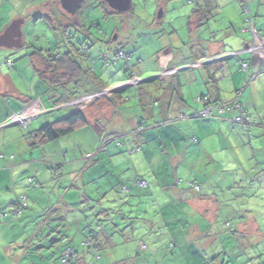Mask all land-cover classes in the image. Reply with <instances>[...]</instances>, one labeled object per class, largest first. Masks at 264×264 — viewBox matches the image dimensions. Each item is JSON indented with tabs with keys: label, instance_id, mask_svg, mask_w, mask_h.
<instances>
[{
	"label": "rangeland",
	"instance_id": "374dc122",
	"mask_svg": "<svg viewBox=\"0 0 264 264\" xmlns=\"http://www.w3.org/2000/svg\"><path fill=\"white\" fill-rule=\"evenodd\" d=\"M189 2L188 0H131V8L128 12L116 13L109 16L108 19H103L104 13L97 7L96 0H84L74 16L62 11L58 0H0V34L11 22L23 20L21 25L23 47L13 50L2 49L0 50V56L4 53L7 54L10 62H15L16 65L23 62L25 64L27 61L30 62L28 56L32 53H41L44 56L48 55L47 53L51 55L64 53L67 50V39H69L73 44H82L87 50V56L95 58V62L92 64L80 58L82 67H90L93 72L95 71V74L102 77L104 81H108L111 75L113 79H123L125 77L123 75L124 70L118 71V68L123 63L116 61L114 64L104 67V63L100 59L101 55L105 54L110 60H115L117 59L115 54L118 50L124 49L131 57L129 66L135 65V67H138L137 70L135 67L131 68L134 72V75L128 79L131 84V91L124 93V99H127V101L124 104L126 109L123 110L127 111L126 114H129V119L139 112L137 106L138 98L135 96L136 89L141 88L142 91H149L148 89L152 87L153 89L150 90L153 91L149 92H155L151 95L158 99L157 103L163 104L162 101L164 100L161 99L163 94L154 90V86L172 84L174 79L172 75L174 74L180 80H184L189 74L191 76V72L196 75L193 84H184L185 81L181 83L187 98L185 101L189 103L187 105L193 108V105L197 104V107H201L200 102L195 103L194 100L199 95L198 85L201 87L200 83H203L202 81L205 83L211 81L209 77H206L208 71L204 69L205 67H208L210 73H216L217 82H219L221 90H223L220 94L224 99H227H221L220 101L227 104L239 101L242 108L245 109L243 104L244 96H249L250 91L249 88L244 90V84L249 78L244 77L245 79H242V81L241 78L239 80L235 78L233 82L229 78V74L234 77L246 75L247 70L244 71L242 69V63H244L242 56L224 62L228 64L225 72L224 68L223 72L212 71L215 69L213 62H207L209 65L202 63H206L209 59L201 60L199 64H196L198 68L202 67L201 69H189L188 67L184 71L182 69L183 66H180L183 61L190 59L188 58L190 55L195 58L202 57L201 54L196 55L198 52L205 55L202 50L198 49V46L194 47L193 45L200 39L202 42L200 44L201 48L204 49L212 39L223 38L225 33H239L242 27L248 26L247 16L241 7L240 0H208L206 11H200L202 16L207 18L204 19L207 22L199 30L192 25V11L195 5ZM245 4L250 7L251 14L255 20L254 25L262 35L264 31V0H245ZM107 41H112L111 45H107ZM168 57L170 60H174L170 66H177L176 71L173 67L165 66L164 68L160 64V61L162 62ZM224 63L217 64L216 67L219 68ZM3 66L0 73L9 74L13 78V84H18V88L20 86L27 97H30L31 93L33 95L36 94L30 66L24 67L22 74L17 72L16 69L18 68L13 69L7 68L6 65ZM138 69L141 74H138ZM15 72L19 75H16ZM222 74L225 77L223 79ZM259 76H264V72L257 77ZM38 84L44 90L42 83ZM45 88L47 89V87ZM175 89L178 88L175 87ZM207 90L204 87V93ZM81 91H84L82 86L80 87ZM174 92L175 90L173 89V94ZM242 93H244V96L239 97ZM10 95L11 101L15 102L16 99ZM43 95L46 97L43 96L41 101L46 110L48 109L46 114L48 112L52 113L53 110L56 112L52 115H45L44 120L50 119L49 122L51 123L64 116V111L58 114V110H55L52 102L49 101L50 93ZM231 97L233 98L230 99ZM258 97L260 98L259 103L264 107V96L259 95ZM104 98L93 100L91 96L86 98L78 97L76 100L71 101L70 104L63 103L56 108H66L73 104L84 111L90 109L97 113V109H93L95 107L94 103L98 100H104ZM150 107L152 110L159 111L160 105H151ZM236 111L233 112L230 122L238 115ZM182 113L184 114L185 112ZM91 115L88 117L90 120L89 125L66 137L68 139H60L45 144L42 146L44 149L35 147L36 157L33 156L34 158L29 155L33 148L29 146V141L25 142L26 153L23 156L25 161L29 160L26 163V168H29L28 165L32 169L39 168V174L36 175L35 170L33 177L36 178L28 182V179L22 177V172H26L28 169L24 168L21 172V168L18 171L17 178L20 179L22 177L24 181L22 186L20 183H16L14 187L18 192H15V194L17 198L25 197L27 205L18 217L13 218L11 213L13 208H9L10 206L6 207L8 204L0 206L7 214V218H4L0 212V264H64L62 263L63 260H60V255H62L63 250H66V246L68 247L69 245L73 249L77 248L81 251L80 244L84 240L83 235L88 236L90 234L86 230L84 231V227L88 225L93 230L98 225L94 220H101V215H98L99 209H112L110 207H114L116 204L100 202L96 208L90 210L94 201L102 200L105 193L111 189L107 198L109 196L110 199H113V197H116V199L125 198L126 194L121 192L120 185L127 182L130 187V183L134 179L131 177L133 169L135 175L141 176L149 184L157 181L156 177L148 173V162L150 160H147L146 154L147 152L153 153L156 150L157 153L169 156L171 152L164 149L163 146H159V143L155 142L156 140L150 141L149 138H147L148 144L136 143L139 139L138 137L132 134L127 136L132 129L128 125L123 129L125 134H121L125 137L113 141L112 144L103 149V152L97 153L101 140H104V137L107 136L113 126L110 125L107 128L104 122H99L98 127L101 132L98 137L93 126L95 120L91 119ZM174 118L178 121L180 120L179 116L174 117L172 114L167 118L170 123L165 125L176 128ZM161 120V118L155 119L159 123H162ZM14 121L6 125L5 128L20 127L17 121ZM197 121L191 119L189 123ZM152 122L154 121H150V123ZM44 124L46 125V122ZM261 126H263L262 129L250 126L247 131L241 123L232 122V129L226 128V137L230 145L236 148L227 152L228 156L226 153L220 152H218L219 155L217 153L214 154L213 160L217 161L215 164L217 171L214 172V169L210 168L208 170L209 174L204 173V175L202 170L205 167H199L196 173L193 174L183 173L181 169L178 171L180 180L184 182L185 179L190 181L196 179L199 181L201 191L197 192L198 196L208 198L209 200L207 201L211 207L213 206V201L217 204V208L213 212L210 210L209 214H207V216L216 215L212 222L209 221L210 219L198 214L197 216L194 214L190 216L193 209H181L183 204L180 203L185 202H178L176 206L172 204V206H169L168 203H164L163 195L156 187L159 198L155 199L154 205L160 209L163 208V212L159 213V215L167 218L165 229H176L180 232L181 229L185 231V228H188L186 231H189L191 229L190 225L194 223L192 225L194 229L198 230L197 234L199 232L200 237L196 238V235L187 237L180 233V236L175 233H166L164 227L160 233H157L156 238H148V235L141 237V235L135 234L136 240L132 241V238H130V235L133 234L132 232H128L123 236L120 233L113 239L118 245L113 247V249L103 250L101 262L100 260H94L93 255L90 257V262H93V264H109L106 261H108L107 255L110 254L114 259L122 260L124 264H128L127 261L130 259L131 264H137L134 259H137L135 255L138 252L139 257L144 254H151L150 257L152 259H148L149 262L147 264H203L201 257L205 258L203 259L204 264H264V172L260 169L261 167L264 168V125L261 124ZM194 129H196L195 126ZM119 132L122 133V131ZM146 132L154 133L153 131ZM197 133L200 137V133ZM23 135L25 136L26 134ZM170 135L162 133L161 138L164 143L168 144L169 148H172L171 142L174 140ZM125 138L126 141L122 142ZM248 140H251V144L248 143ZM119 142L122 143L120 144ZM238 146L242 149H238ZM61 149L68 150L66 157L63 156V150L61 152ZM201 149L204 150V148ZM42 150L45 157L39 160ZM85 153L94 155L93 160L81 159L80 154ZM200 157L201 159L203 158L202 152ZM77 159H81V161L77 162ZM64 161H72V163L64 164ZM84 165L89 167L81 175L80 170ZM57 166H62V168L59 169ZM221 166L225 169H222ZM251 168L254 171H251L250 174ZM16 171H14L15 175H17ZM24 175L26 176L27 173ZM204 176L205 179L203 178ZM91 178L94 179L91 180ZM90 181L97 182L89 183ZM243 182L250 187L247 189H243V186L241 188H231L235 184ZM72 184H76L78 189L76 187L70 189ZM10 185L8 183L7 187ZM179 188L186 190L184 185ZM3 191L0 190V203L9 199V196H13V199L16 200L12 192ZM81 193H85L91 202H83L82 197H80L82 196ZM172 198L175 203L174 196ZM84 199H86L85 196ZM144 201L146 202V199ZM136 202L137 200L132 199V205L137 204ZM242 202H245V204L242 205ZM64 203H68V206L65 207ZM198 208L199 210H196L204 214V208L200 207V205H198ZM136 209H139L138 211L140 212L142 211L140 207L134 208V210ZM146 209L144 208V210ZM126 211L129 212L126 207L121 209L123 214ZM240 214L244 215V218L240 219ZM87 218L88 222H86ZM180 218H183L182 223L179 222ZM78 219H80L79 222H76ZM225 219L228 220L226 221ZM249 220H252L253 223L250 224ZM240 222L243 223L245 229L238 232L237 227ZM254 226L259 229L258 237L252 235L251 231L255 228ZM143 227L147 229V226ZM232 231H237L238 236H232L230 234ZM140 242L144 246H140ZM184 242L186 244L192 243L196 253H200L197 258L196 254L192 255L193 252L184 254L185 247L184 245L183 247L181 246ZM172 243H176L173 248L170 246ZM49 245L54 246L50 248ZM4 248L6 249L5 251L8 249L7 253L4 252ZM129 249L134 251L135 254L131 252V256H129ZM69 253L66 252V256H64L69 257L71 264H76L75 259L68 256Z\"/></svg>",
	"mask_w": 264,
	"mask_h": 264
},
{
	"label": "crops",
	"instance_id": "0c3cea01",
	"mask_svg": "<svg viewBox=\"0 0 264 264\" xmlns=\"http://www.w3.org/2000/svg\"><path fill=\"white\" fill-rule=\"evenodd\" d=\"M250 8V7H249ZM249 13L251 14V11H249ZM249 13L245 14L247 16V20H253L252 21V26L254 28V30H256V32L258 33L259 37L264 36V31L262 33V35L260 34V31H258L254 25V17L252 16V14L250 15ZM192 25L195 27V29L199 30L200 28H202L206 22H203L202 19V13L201 12H196V11H192ZM251 17L250 18H248ZM243 28L240 30L239 33L235 32L234 34L232 33H225L224 37H220L219 39H212L210 42L207 43V46H205L206 48H201L202 42L201 39L199 41H197L196 43H194V47L198 46V49H200V51L202 50L203 53L205 55H203L202 53L198 52L196 50V52H198L196 55L201 54L202 57H200L199 60H207L208 61L202 62L203 64H208L207 62H213V65L215 67L214 70L215 72H223V68H224V72L225 70H227V63H224L232 58L235 57H240L242 56L243 59L242 61L244 63H248L249 67L247 68L246 71V75H242L240 76H232L231 74H229V78L231 79V82H233L236 79H240L241 81L242 79L244 80L245 78H249L252 75H254V77L251 79V81L249 82V84L244 88L248 89L249 88V96H244L242 93V95H239V97L244 96V100H243V104L245 106V110L247 112V115L249 117V121L251 122V127H256L257 129L261 128L263 126H261V124L264 125V107H262L260 102V98L258 97L259 95H263L264 96V76H259L261 73L264 72V54L257 52L256 50H254L252 48V46L255 44L254 40H253V35L249 32H244ZM263 30V29H262ZM213 43V44H212ZM256 46V45H255ZM193 47V48H194ZM22 48V47H21ZM228 48V49H227ZM4 48H0V50H2ZM8 50V49H7ZM13 50V49H12ZM252 50V51H251ZM228 52V53H227ZM30 58V62H24L23 63H18L17 65L15 64V62H10L9 58L7 56V54L2 53L0 56V71L2 70V68L4 67L3 65H6L7 68H18L16 69L17 72L22 74V70L24 69V67L26 66H30V69L33 73V83L35 85H33L35 87L34 90H36V94L33 95L32 93L30 94V97H27L24 94V90L21 89V87L19 86L18 88V84L14 85V81L13 78L9 75V74H5V73H0V190L3 191H7L8 193H13L14 197H16L17 195L15 194V192L17 193L18 191L16 190V188L14 187L16 185V183H20L22 186L23 183V178L28 179V182L32 181L34 178L33 177V173L36 170V175H38L39 173V168L36 169H32L30 168L31 166L28 165L29 168H26L27 166V162L25 161V157L23 156L26 153V149L24 147L25 142H27L26 139V131L22 130L21 125L20 127H7L5 128V126L7 125L8 120L12 117V114H27V122L28 123V131L32 132L34 130H37L38 126H42L45 122H49L50 119H46L45 118V114H46V108L43 105V102L41 101L42 97L45 96L43 94H48L49 95V99L51 98H55L56 96H58V94H60L61 89H56V88H51V90H47L45 87H48L45 83H42L39 80L38 74L37 72L39 71H43V64H42V59L39 55H33L30 54V56H28ZM194 56L190 55L188 58L192 59ZM189 59V60H190ZM212 59V60H211ZM183 61V63L180 65L182 67V69L184 70L185 68H188L189 64L188 61ZM160 61V60H159ZM173 59L170 60V58L168 57L167 59L163 60V64L160 61V64L165 68V66L167 67H173L176 71L177 66L175 67V65L170 66L173 63ZM6 62H9L12 64V66H9L6 64ZM222 64V66H220L219 68L216 67L217 64ZM188 65V66H187ZM226 65V66H224ZM5 66V67H6ZM19 66V67H18ZM135 67V65L133 66ZM166 67V68H167ZM137 70V66L135 67ZM197 69H201L202 67H196ZM204 69H206L208 72V75H206V77H209L211 79L210 82H204L200 83L201 87L198 85V97L195 101V103L200 102L198 101L199 98H201V96H208L211 100L217 101V100H221L224 99L221 96V87L219 85V82H217L216 79V73H210V70H208V67H205ZM186 71V70H184ZM95 72V71H94ZM16 75H19L18 73L15 72ZM138 74H141V72H139L138 69ZM21 76V75H20ZM99 77L100 81L104 80L102 79V77H100L99 75H97ZM174 77L172 84L170 85H161L159 87H155L154 86V90L162 92L163 97L161 98L162 103H156V101L158 102V99H155L154 96H152L151 93L152 91L150 89H153L152 87L149 88L148 90L151 91H142V89L140 88V91L135 93V96L138 98V96H140V98H142L143 103L146 105V107H148V113L147 116H145V118H149V121H155L156 118H161L163 121L167 120L168 116L170 115H174V117L179 116V121L176 120V118H174V120L176 121V128H172L171 126H163L162 128L155 130L156 128H158V126H152L149 129H147L146 131H153V134H150V132H144V139H146L148 144V140L147 138L150 139V141H154L156 143H159V146H163L164 149L168 150L169 152H171V155L166 156L165 154L162 155L160 153H157V151L155 150V152L150 153L147 152L146 154V158L147 160L149 159L150 161L148 162V167H149V174H152V176L156 177L157 181H155L152 184H149L147 182V184L150 187V192L152 193V196L155 197V199L157 200V198H159V194L156 191V187H158L159 191H161L162 193V198L164 199V203H168L169 205V199L172 198V196H178L180 197V202H185V203H180L183 204V207L181 209H185V208H189L190 210L193 209L192 214H190V216H193V214L195 216L201 215L202 217H205L206 219H210L209 221L212 222V220L215 218L214 214L207 216V214H209L210 210H215L217 208V204L213 201V206L211 207L208 204L209 200L206 197H200L197 194H195L193 191L190 190H182V189H176V188H165V186H168V177L170 175L173 176V178H179L178 175V171L181 169L183 171V173H196V171L198 170L199 167H205L204 170H202V174L204 175V173L209 174V169L213 168L214 172L217 171V167H215L216 162L214 159V154L218 152L220 153H226V155L228 156L227 152L235 149L236 147H233L230 145L226 133V128H228L229 130L232 129L231 128V118L233 116L232 112H223L220 114H216L217 117L212 118V119H200L201 117H198L195 112L197 110V104L192 106H189L186 103L185 99L186 98V94L184 93L182 86L183 84L181 82L185 81L184 84H189V83H194L195 82V78L196 75L194 73L191 72V76L190 74L187 75V78H184V80H180V78H178V76H176L175 74L172 75V78ZM245 77V78H244ZM257 77V78H256ZM110 78L112 79V81L108 80L105 82L108 83V85H106L105 87H103L100 91H97L95 94L91 95H86L84 94V91L86 89V87H84V91L80 92V86L79 88L76 90V92L81 95V97L86 98V97H90L93 100L96 99H100L101 97H105L104 100H98L97 102L95 101V107L93 108L94 110L97 109V113H94L93 111H91L90 109L88 111H86L87 114V118L91 115V113L93 112V114L91 115V119L94 120H98L100 121V123L104 122L105 127L109 128L110 125L113 126V130L114 132H119V131H124L123 129H125L126 126H131V128H135L136 123H137V118L139 116L142 115L140 108H139V104L138 109L140 111V113L138 112L137 115L131 117V119L128 118L129 114H126L127 111H123V109H125L124 104L127 101V99H124V93H127L129 91H131V84L128 82V80L125 79H113L112 75L110 76ZM225 78L223 77L222 74V79ZM32 80L30 81V84L32 82ZM145 82V81H144ZM247 82V81H246ZM32 83V84H33ZM38 83H42L44 90H42V88L39 86L40 84ZM233 85V84H232ZM83 87V86H82ZM178 88V89H175ZM204 87H206L208 90L207 92L204 93ZM234 87V86H233ZM74 87L69 85L66 87V92H70L71 94L73 93L74 90H72ZM30 89V88H29ZM173 89L175 90L174 94H173ZM201 90V91H200ZM109 92V93H108ZM226 92V91H225ZM111 93V94H110ZM9 94H11L10 96L14 97L16 99L15 102L11 101ZM85 96H82V95ZM120 95L121 99L124 101L122 104L118 103L119 108L116 109H112L109 105H108V98H111L113 96L116 95ZM131 94V93H130ZM77 95V94H76ZM111 95V96H110ZM40 97V98H38ZM46 97V96H45ZM233 97H231L230 99H232ZM120 99V102L122 101ZM227 100V99H224ZM139 102V99H138ZM70 104V103H68ZM175 104V106H173ZM151 105L153 106H159V111H155L151 109ZM72 106V105H71ZM69 107V106H68ZM55 110L57 108H54ZM260 109V110H259ZM51 110V109H50ZM259 110V111H258ZM154 111V113H153ZM182 112H185L184 114ZM49 113V112H48ZM179 114V115H178ZM195 114V116H193ZM188 115V116H186ZM191 119H195L197 120H201V121H197V122H190L189 121ZM161 120V121H162ZM128 121V122H127ZM127 122V123H126ZM156 122V121H155ZM158 122V121H157ZM99 123V122H98ZM170 123V122H167ZM231 123V124H230ZM127 124V125H126ZM166 124V123H164ZM95 131L97 132V135L100 136L99 134V125L95 124L93 125ZM194 126L196 127V129H194ZM131 129V130H132ZM111 130V131H113ZM119 130V131H118ZM200 133V137L198 136V133ZM171 134L170 136L172 137V139L174 141L171 142V146L172 148H169L167 143H164L162 141L161 138V134ZM23 134H26L25 136ZM192 137V139H190ZM219 137V138H217ZM62 139H68V138H62ZM192 140V141H191ZM126 141V140H125ZM164 143V144H163ZM248 143L251 144V140H248ZM78 145V143H76ZM143 144V143H142ZM209 146V147H208ZM38 149H44V147H38ZM201 148H204V150H202ZM238 149H242L240 146L237 147ZM19 150V151H18ZM63 149H61L62 152ZM211 150V151H210ZM175 152V153H174ZM203 155V158L201 159L200 155ZM210 152V153H209ZM37 153V152H36ZM200 153V154H198ZM68 154V150H63V156L66 157ZM87 154V153H86ZM198 154V155H197ZM29 155L31 157L35 156V152H34V148L32 149V152L29 153ZM219 155V154H218ZM153 156V157H152ZM39 157V156H38ZM45 157V154L43 152V150L41 151V156L38 158L39 160L41 158ZM34 158V157H33ZM226 160V158H225ZM77 162H80L81 160L77 159ZM225 162V161H223ZM236 162V161H235ZM67 163H72L71 162H66L64 161V164ZM238 165L239 163L236 162ZM214 164V165H212ZM25 165V166H24ZM224 166V165H222ZM221 166V168H222ZM89 166L84 165V167L80 170V174L83 175L84 170L86 171V169ZM264 167V166H263ZM22 168V169H21ZM28 169V171H24L23 170ZM256 169H258L257 167H255ZM262 168V167H261ZM21 169L22 172V179H18V171ZM222 169H225L224 167ZM16 171L17 175H15L14 171ZM252 168L250 169L249 173H251ZM9 172V174H8ZM27 173V175L23 176V174ZM133 175L131 177H136L138 175H135L134 173V169H133ZM21 174V173H20ZM202 175V176H203ZM78 177V175H77ZM141 177V176H138ZM205 179V176L203 177ZM94 178H91V180ZM172 180V179H171ZM27 182V181H26ZM92 182H97V181H90L89 183ZM11 184L9 187H7V184ZM126 184V183H125ZM211 184V182H210ZM12 186V187H11ZM76 187V184H72V186H70V189ZM154 187V189H153ZM78 189V187H76ZM11 189V191L9 192V190ZM67 189V188H66ZM65 189V191H66ZM80 190V189H79ZM112 190V189H111ZM111 190L109 191V193L111 192ZM201 191V190H200ZM4 192V191H3ZM165 192L167 193L166 195ZM11 195V194H10ZM10 198L2 201L3 203H0V206L2 204H8L6 207L11 206L13 203L18 201V198L16 197V200L13 199V196H9ZM113 197V196H112ZM12 198V199H11ZM80 198V197H79ZM124 198V197H123ZM114 201L116 199V197H113ZM126 199V198H125ZM12 200V201H9ZM15 200V201H14ZM155 200V202H156ZM14 201V202H13ZM149 202V201H148ZM116 203L114 208L119 207V203ZM176 204H178V202H176ZM65 207L68 206V203H64ZM198 205H200V207L204 208L203 212L204 214L200 213ZM147 206V207H146ZM172 206V205H169ZM124 207V206H123ZM122 207V208H123ZM111 208V207H110ZM121 208V209H122ZM146 209V215L144 216V219L146 220L145 223L147 224V232L143 235H148L147 237H154L156 238L157 233H160L163 230V227L166 224L167 218L160 216L159 213L163 212V208H159L156 205H154V202H149L148 205H145ZM197 209V210H196ZM1 211H3L4 209L0 208ZM0 211V212H1ZM211 212V213H212ZM214 216V217H213ZM173 218V217H172ZM171 218V219H172ZM80 219L76 220V222H79ZM183 218L179 219V222L182 223ZM226 221L228 219H225ZM250 224L253 223L252 220H249ZM191 224V223H190ZM194 225V223H192ZM191 226V229L188 232V236L187 237H191L192 235H196L198 237L199 236V232L197 234V229H194L193 225ZM255 224V223H254ZM255 228L253 229L252 235L255 236H259V229L257 226H254ZM165 229V227H164ZM244 225L243 223H239L238 227H237V231L240 232V230H244ZM252 229V228H250ZM135 230V229H134ZM184 229H181V231L179 232L176 229H172V230H168L165 229L166 233H180L181 235H184L185 231H183ZM188 230V228H187ZM195 230V232H194ZM247 231V230H246ZM133 234H131L130 238H132V241L136 240L135 239V231L132 232ZM179 234V235H180ZM83 235V234H82ZM141 236V237H146V236ZM85 236L83 235V238ZM98 239V243H100V245L102 246L103 250H107L108 248L113 249V243L110 242L112 240V237L110 234L108 233H104L102 232L99 236H97ZM109 239H111L109 241ZM131 241V240H129ZM54 245H49V247L51 248ZM139 246V244H138ZM67 247V246H66ZM68 247L72 248L71 246L68 245ZM242 248V247H241ZM246 248H247V242H246ZM48 249V248H46ZM73 249V248H72ZM6 249L4 248V252H8L5 251ZM75 252L78 253L79 256V261L78 264H93V262H90V257L93 251H89L88 250H84V251H79L77 248L73 249ZM101 251H97L101 256H102V252ZM1 251V250H0ZM113 251V250H112ZM129 253L131 256V252L133 254L134 251H131L129 249ZM136 252V251H135ZM1 254V252H0ZM150 253L148 254H144L142 257H139V253L136 252L137 259H134L137 264H147L149 261L148 259H152L150 257ZM129 256H127V258H129ZM131 258V257H130ZM103 257H100V262L102 261ZM107 263L109 264H124V262L122 260H116V258L114 259L113 256H111L110 254L107 255ZM127 261V259H125ZM128 264H131V259L129 261H127Z\"/></svg>",
	"mask_w": 264,
	"mask_h": 264
},
{
	"label": "trees",
	"instance_id": "16d2710c",
	"mask_svg": "<svg viewBox=\"0 0 264 264\" xmlns=\"http://www.w3.org/2000/svg\"><path fill=\"white\" fill-rule=\"evenodd\" d=\"M190 1L189 3H192L195 5V8L193 9L196 12H205L206 8H207V3L208 0H188ZM96 4L97 7L100 8L103 11V19H108L109 16L116 14L115 12H113L112 10H110L107 5L104 3L103 0H96ZM240 4L241 7L243 5H247L245 4V0H240ZM250 9V8H249ZM251 15V14H250ZM248 18H251L248 16ZM203 22H207L202 16ZM253 21V20H252ZM246 28V27H244ZM243 28V29H244ZM256 31V30H255ZM263 37V36H262ZM67 50L62 53V54H56V55H51L50 53H47L48 55H43L41 53H35V55H39L42 59V64H43V71H39L37 72L39 80L42 83H45L48 87L47 90H51V88H56V89H61L60 94H58V96H56L55 98H51L49 101L52 102V105L54 108H56L58 105L63 104V103H70L71 101L76 100L78 97H81V95H79L76 90L79 88V86H83L86 87L84 94L86 95H93L95 94L97 91H100L103 87H105L106 85H108L107 82H103L99 80V77L97 76V74H95L92 69L90 67L87 68H83L82 65L80 64V58H83L84 60L89 61L90 64H92L93 62H95V58L93 57H88L87 56V50L85 49V47L81 44H73L72 42L69 41V39H67ZM98 42V41H97ZM112 41H107L106 44L107 45H111ZM120 54H123L122 56H120ZM34 55V54H33ZM115 57L117 59L115 60H110L109 57L105 54L101 55V60L104 63V67L108 66L109 64H114L116 61H121L123 64L120 68H118V71H123V75L125 76L123 79H129L131 78V70H128V66L130 65V60L131 57L130 55L124 50V49H120L118 50V52L115 54ZM200 59V57H193L192 59H190V62L188 61V64H191L193 62H197V60ZM129 69H131V67L129 66ZM189 69H193V68H189ZM133 72V71H132ZM134 75V72H133ZM83 77V78H82ZM82 79V81H81ZM111 79V78H110ZM112 81V79L110 80ZM247 81V80H246ZM245 81V82H246ZM251 79H249L247 82H250ZM73 86L74 88L72 90L73 93L71 94L70 92H66V87L67 86ZM45 91V90H44ZM140 91V89H136V92L138 94V92ZM77 94V95H76ZM82 96H85V95ZM203 97H205L207 99V102L203 103L200 102L201 107H199L195 114L197 115V111H200L201 109L204 108V106L208 103V104H213V105H220L222 103V101L217 100H211L208 96H201V101L203 99ZM105 99V98H104ZM120 95H116L113 96L111 98H108V105L112 108V109H118L119 105L118 103L122 104L124 101L122 100L120 102ZM139 102L137 103V105L139 104V108L140 111L142 113L141 116H139L137 118V123L135 128H133L129 134H127V136L129 135H134L136 137H138L139 139L136 141V143H147L146 139H144V132L149 129L152 126H158L162 127V126H166L164 123H167L168 120L163 121L162 123L159 122H152L150 123L149 118H145V116H147L148 113V107H146V105L143 103L142 98H140V96H138ZM106 100V99H105ZM233 105L227 104L228 107L224 108L223 110H214L212 113V117H201L200 119H212L217 117L216 114H220L223 112H238V115L235 116L234 120H232L233 123L235 122H239L241 123L245 129H247V131L249 130L248 127L251 126V124H249V117L247 115V112L245 111V109L242 108L241 104L239 103V101H233ZM157 103V101H156ZM126 109V108H125ZM148 109V110H147ZM56 110H58V114H60L61 112L64 111V116L60 117V119L55 120L53 122H49L43 124L42 126H40V128H38L37 130H34L32 132L28 131V123L25 124L24 126H21L20 128H22V130L26 131V139L27 141H29V146H31V148H35V147H42L45 144H49L52 142H55L57 140H60L62 138L68 137L71 134H73L74 132H76L77 130H82L83 128H86L89 125L90 120L87 118V114L86 111H84L83 109H79L76 106H69L66 108H57ZM240 110H242V115H240ZM124 111V110H123ZM139 111V113H140ZM150 111H152V109H150ZM53 112H49L47 114H45L46 116L48 114L52 115ZM154 113V111H153ZM195 114L193 116H195ZM14 114H12L13 116ZM100 121L95 120L94 121V125L98 124ZM127 123V122H126ZM127 125V124H126ZM113 130V129H111ZM109 131L107 136L104 137V140H101V145L97 151V153H101L103 152L104 148H107V146L109 144H112L113 141L121 138V137H125L122 136L121 134H125L124 132L120 133V132H114L113 131ZM100 131V130H99ZM101 132V131H100ZM99 132V134H100ZM96 133V132H95ZM248 134V133H247ZM249 135V134H248ZM99 137V136H98ZM127 138V137H126ZM123 139V141L126 140ZM141 140V141H140ZM121 142V143H122ZM120 143V142H119ZM120 143V144H121ZM96 153V154H97ZM85 155V156H83ZM81 159H86V160H93L94 155H91L90 153H85V154H80ZM96 156V155H95ZM80 159V160H81ZM59 169L62 168V166H57ZM262 172H264V168H260ZM254 171V170H252ZM86 171L84 170V173ZM83 173V174H84ZM251 174V173H250ZM168 186H165V188H176V189H180L179 187L181 185H184V189L186 190H190L193 191L195 194H197V192H199L201 190V186L199 184V181L194 179L193 181H190L189 179H185V182L180 180L179 178H173L172 175H170L168 178ZM172 179V180H171ZM144 181L145 185H141V182ZM128 183L126 182V184H121L120 185V190L121 192L125 193L126 195V199L123 198H117L115 201L114 199H110V196L107 198V195L110 194L109 192L105 193V196L103 197L102 200H97L94 201L92 204V208L90 207V210L93 208H96L97 205L102 202L105 204H111L114 202L119 203V207L114 208L111 207L112 209H105L101 208L99 209V213L98 215H101V220L95 219L94 221L98 223L97 227H95L93 230L92 228H90L88 225L86 227H84V231L86 230L87 232H89L90 234L88 236L84 237V240L81 242L80 247L82 248L81 250H88L89 251H93L91 256L93 255V259L99 261L100 257H102L97 251H101L103 250L102 246L100 245V243H98V239L97 236H99L102 232L104 233H108L111 235L112 240L109 239L110 242H112L115 246L118 245L117 242H114L113 239L114 237H116L118 234L121 233V236H123L124 234L128 233V232H133L135 231V233H137L138 235H143L147 232L148 229L144 228L143 226H147V224L145 223V219L144 216L146 215V210H144V205H148L149 202H155V197L152 196V193L150 192V187L147 184V182L142 179L141 177H134V179L132 180V182L130 183V187L127 185ZM243 186V187H242ZM195 187H197L198 189H195ZM248 188L250 187L249 185L243 183L240 184H235L234 186H232L231 188ZM149 191V192H147ZM166 193V192H165ZM82 196V201L83 202H91L90 199L88 197H86L85 193H81ZM84 196L86 199H84ZM22 198L23 197H18V201L13 203L9 208H13V211H11V213L13 214V218L18 217L22 210L27 206L26 205V201H25V206L22 205ZM25 198V197H24ZM132 199L137 200V204L132 205ZM146 199V202L144 201ZM175 199V203L173 202V198H171V200L169 201V205H177L176 202H180V197L178 196H174ZM149 201V202H148ZM82 203V202H80ZM245 202H242V205H244ZM126 207L127 210H129V212L126 211L125 214H123L121 212V208L122 207ZM136 207H140L141 208V212L138 211L139 209L134 210V208ZM245 212H247L245 210ZM93 214V213H91ZM1 215L4 218H7V214L5 213V211H1ZM241 215V216H240ZM239 218H244V215L240 214ZM104 219V220H103ZM103 221V222H102ZM129 221V223H128ZM88 222V218L87 221ZM102 222V223H101ZM227 226V223H226ZM229 226V225H228ZM135 229V230H134ZM185 230H187V228H185ZM176 234V233H175ZM230 234H232V236H238L237 235V231H232ZM178 236V234H176ZM184 236H188V232L185 231ZM131 237V236H130ZM236 241H238L236 239ZM176 243H172L170 244L171 248L175 247ZM144 244H142V242H140V246ZM185 247L184 249V254L186 253H190L193 252V254H196V258L200 253H196L194 246L192 245V243H183L181 244V246ZM66 250L62 251V255H60V260L64 263V264H71V261H69V258L65 257V252L69 251L71 253V257H73V259H75L76 264H78L79 261V256L78 253L75 252L72 248L70 247H66ZM182 250V249H181ZM183 254V255H184ZM201 255H205V254H201ZM64 258V259H63ZM202 262L204 264V257H201Z\"/></svg>",
	"mask_w": 264,
	"mask_h": 264
},
{
	"label": "water",
	"instance_id": "95a60500",
	"mask_svg": "<svg viewBox=\"0 0 264 264\" xmlns=\"http://www.w3.org/2000/svg\"><path fill=\"white\" fill-rule=\"evenodd\" d=\"M107 7L115 13H126L131 8V0H103ZM84 0H58L59 7L66 14L74 16ZM23 20L11 22L0 34V48L12 50L22 46L21 25Z\"/></svg>",
	"mask_w": 264,
	"mask_h": 264
},
{
	"label": "built area",
	"instance_id": "2783aa9c",
	"mask_svg": "<svg viewBox=\"0 0 264 264\" xmlns=\"http://www.w3.org/2000/svg\"><path fill=\"white\" fill-rule=\"evenodd\" d=\"M242 8H243L245 14L249 13L250 9H249L248 5H243ZM247 22H248V26L246 28H244L243 31L244 32H249V33H251L253 35V40H254L255 44L252 46V48L254 50H256L257 52H260V53L264 54V36L263 37H259L258 33L254 30V28L252 26V20H247ZM122 55L123 54H120V56H122ZM200 61L193 62V63L189 64L188 67L189 68H196V67H198L196 64H199ZM6 64L9 65V66H12V64L9 63V62H6ZM248 67H249L248 63H242V69L244 71H246ZM253 77H254V75H252L250 78L252 79ZM248 84H249V82H245L244 86L246 87ZM198 101L201 102V99H199ZM202 101H203V103L207 102V99L205 97H203ZM233 103L234 102L230 103V105H233ZM71 105H73V104H71ZM226 107H228V106H227V103H225V102H222L220 105H213V104L210 105V104L207 103L204 106L203 109H201L200 111H197V116L198 117H212V113H213L214 110H223ZM79 109H81V108H79ZM240 112H241L240 115H242V113H243L242 110H240ZM14 120H16L19 125L24 126L26 124L27 120H28L27 114H14L8 120L7 125L11 124L12 122H15ZM141 185L142 186L145 185V182L142 181ZM195 189H198V188L195 187ZM22 205L25 206V198L24 197L22 198ZM67 252H69V251H67ZM65 256H66V252H65ZM68 256H70V258H71V253H69ZM67 258H69V257H67Z\"/></svg>",
	"mask_w": 264,
	"mask_h": 264
},
{
	"label": "flooded vegetation",
	"instance_id": "af4514ba",
	"mask_svg": "<svg viewBox=\"0 0 264 264\" xmlns=\"http://www.w3.org/2000/svg\"><path fill=\"white\" fill-rule=\"evenodd\" d=\"M23 47V42H22V46ZM134 65H131V68L133 67ZM128 70H131V76L133 75V72H132V69H129V66H128Z\"/></svg>",
	"mask_w": 264,
	"mask_h": 264
}]
</instances>
